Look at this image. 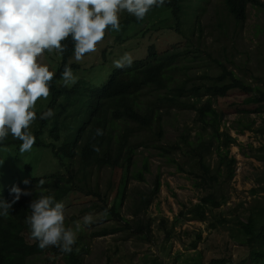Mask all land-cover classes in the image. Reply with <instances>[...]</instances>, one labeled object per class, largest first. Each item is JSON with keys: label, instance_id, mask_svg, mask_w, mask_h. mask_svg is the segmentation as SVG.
<instances>
[{"label": "trees", "instance_id": "16d2710c", "mask_svg": "<svg viewBox=\"0 0 264 264\" xmlns=\"http://www.w3.org/2000/svg\"><path fill=\"white\" fill-rule=\"evenodd\" d=\"M209 2L165 0L162 7L151 9L143 20L122 11L119 14L122 30L115 39L121 57L125 53L133 57L131 67L116 68L113 62L119 57L113 49L103 50L102 62L89 63L84 57L77 62L71 37L64 41L67 45L61 55L64 64H55L49 99L34 108L38 146L46 148L47 154L50 152L60 169L56 178L51 177L56 181L44 179V188L49 187V191L43 194L54 196L57 202L70 193L90 196L97 202L85 211L101 210L104 215L107 213L105 216L122 224L119 229L114 225L94 235L104 237L126 228L133 229L135 235L148 238L150 223H145L144 218L160 192L159 173L147 191L135 193L133 219L130 221L121 214L122 205L130 197L129 181L144 182L145 173L149 172L147 158H144L141 169L131 170L140 148L152 149L169 164H176L179 171L191 176L193 186L205 193L198 203L182 205L183 209L172 221L170 229L164 228L167 237L183 221L209 222L213 229L228 223L217 212L228 199L221 185L231 181L235 174L236 159L230 157V148L237 145V139L231 136L228 128H221L224 116L232 108L244 116L240 119L242 127L237 128L239 133L249 131L264 136V74L247 75L243 66L235 64L234 57L228 56L224 44L219 57H215L213 51L201 49L207 36H214L212 32L206 33V25L201 21ZM219 3L222 7L216 9V28L223 35L231 25L235 29L243 28L249 4L264 9L260 0H220ZM158 11L160 15L156 17ZM144 24L149 28L142 37L152 36L158 30L172 31L179 43L162 49L159 43L152 42L145 45L142 54H135L126 47L130 42L127 35H130V28L135 30ZM203 53L213 64L207 69L195 64ZM65 65L71 67L76 77L75 82L67 86L61 76ZM247 76L254 80L253 83L245 79ZM236 95L244 98L240 100ZM48 109L53 110L54 116L40 119ZM164 109L194 113L195 133L192 134L193 127H185L177 140L164 144ZM252 113L261 116L258 127L255 119L242 121ZM97 129L103 130L102 136L96 135ZM175 154L183 156L181 163L175 159ZM213 155L216 162H211ZM255 157L264 161V154ZM40 158L43 155L18 153L17 171H2L1 182L12 186L14 181L27 180L29 173L35 174L39 168ZM106 169L110 170V175L103 190L98 178L95 180L92 174ZM260 184L253 194L264 193V178ZM25 185L23 182L21 187ZM32 190L33 196L39 195L36 189ZM110 198L113 202L109 206ZM1 200L12 202L6 197ZM25 207L15 203L6 217L0 216V264H34L33 258L36 257L48 264L53 261L45 256L59 254L65 264H82L81 254L75 251L76 243L71 252H62L55 246L41 250L26 223ZM27 210L31 212L30 206ZM236 224L237 234L232 236L233 240L248 247V257L240 263L224 258L213 260L212 264H264V202L260 198L254 199V204L247 209L245 221L237 220ZM193 248L196 249L197 245L194 244ZM81 250L85 252L86 248Z\"/></svg>", "mask_w": 264, "mask_h": 264}, {"label": "rangeland", "instance_id": "374dc122", "mask_svg": "<svg viewBox=\"0 0 264 264\" xmlns=\"http://www.w3.org/2000/svg\"><path fill=\"white\" fill-rule=\"evenodd\" d=\"M260 1L264 3V0ZM219 2L220 0H210L202 14L201 21L204 26L206 25V33L211 34L212 32L214 39L207 36L206 43L203 42L200 46L201 49L213 51V55L219 57V51L222 52V44H224L227 47L225 50L228 56L234 57L235 64L243 66L247 75L250 76L251 73L256 76L263 75L264 9L249 4L243 28L235 29L231 25L229 31L223 35L216 28V9L222 7ZM159 15L158 11L156 17ZM148 28L149 25L146 24L136 28L129 39L131 41L126 44V47L137 55L142 54L148 43H159L162 49L179 43L176 34L172 31L158 30L152 33V36L141 37ZM115 35L117 32H112L108 41L103 39L98 43L94 52H97L102 46V49L104 47L115 48ZM218 37L220 38L217 39ZM213 40L214 45L212 46ZM137 45L139 48H134ZM115 50L117 51V47ZM98 59V56H93L88 59V62ZM45 60H48V57ZM195 64L205 69L213 65L206 53L200 54ZM239 75L241 74L239 73ZM245 79L251 83L254 81L248 76ZM236 97H239L240 100L244 98V96L238 95ZM164 114L166 115L163 121L165 125L164 144L177 140L185 127H193L192 134L195 133L194 113L164 109ZM242 115L241 112L231 108L224 116L225 122L221 128V130L228 128L231 136L237 139V145L230 148V157L233 156L236 159L235 174L231 181L221 185L222 192L227 195L228 199L217 212L218 215L222 214L228 223L219 229H213L208 225L209 222L183 221L167 237L164 228L170 229L172 221L183 209L182 205L189 206L198 203L205 193L195 188L191 176L187 172L179 171L176 164H169L165 158L159 157L152 149L140 148L134 157V165L131 170L141 169L144 158H147L149 172L145 173L144 182L132 179L129 181L130 197L122 205L121 214L130 221L133 219L131 212L137 198L135 193L147 191L159 173L160 192L144 218L145 223H150L148 238L135 235L133 229L126 228L104 237L94 235L95 232L114 225L119 229L122 224L108 218L101 210L85 211L87 207L97 202L90 196L70 193L58 201L65 205V227L71 228L75 233V251L76 254H81L82 264H212L213 260L224 258L230 259L234 263L244 261L248 257L249 249L246 245L233 240L232 236L237 234L236 221H245L247 209L254 204V199L260 198L261 202H264V193L260 191L256 194L252 193L254 189L259 188V185L261 187L260 182L264 178V161L255 157V155L264 154V136L249 131L239 133L237 128L242 127L240 124V119L244 117ZM248 118L255 119L257 127L261 123L259 114H249L242 121L246 122ZM42 155L44 158L39 166L38 174L44 177V175L57 173L59 169L54 159L51 158L50 152L47 154L41 150L39 156ZM181 158L183 156L175 154V159L180 163L182 162ZM216 159V156L213 155L211 162H216ZM92 175L95 180L98 178V183L104 190L110 170H101L100 173L95 171ZM112 202L113 198H110L109 206L112 205ZM88 214L93 215V222L85 224L83 218ZM194 244L197 245L196 249L193 248ZM82 248H86V251L81 250ZM45 257H49L50 261H53L48 264H65L61 254ZM33 263L43 264L41 257L33 258Z\"/></svg>", "mask_w": 264, "mask_h": 264}, {"label": "clouds", "instance_id": "9594fccd", "mask_svg": "<svg viewBox=\"0 0 264 264\" xmlns=\"http://www.w3.org/2000/svg\"><path fill=\"white\" fill-rule=\"evenodd\" d=\"M164 4L165 0H0V216L6 217L15 203L26 206V223L41 250L55 246L62 252H71L76 243L73 230L65 227L63 202L43 194L49 191V187L44 188V179L56 181L60 169L42 177L38 168L35 174L29 173L27 180L14 181L12 186L4 185L1 180L2 171H17L18 153L39 156L41 150L48 151L38 146L34 108L49 99L55 64H64L61 56L67 50L64 41L71 37L77 62L83 57L88 61L93 56L99 57L93 63L102 62L103 50L113 49L119 57L114 59V66L120 69L131 67L133 57L130 53L121 57L115 50L116 39L115 48L102 49V46L94 52L97 44L103 39L108 41L112 32H117L118 36L121 34L119 14L122 11L143 20L151 9ZM129 33L128 38L134 30L130 28ZM61 76L65 86L76 79L68 65ZM53 116V110L48 109L40 119ZM96 135L102 136L103 130L97 129ZM95 150L99 151V148ZM43 158H40V164ZM23 182L26 185L22 188ZM32 189H36L39 195L33 196ZM2 197L12 202L3 201ZM29 206L31 212L27 210ZM83 221L92 223L93 215H86Z\"/></svg>", "mask_w": 264, "mask_h": 264}]
</instances>
